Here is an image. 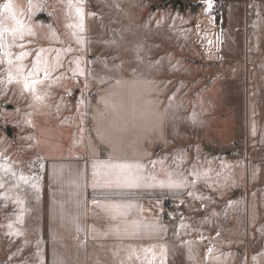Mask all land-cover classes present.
I'll return each instance as SVG.
<instances>
[{
	"label": "rangeland",
	"instance_id": "obj_1",
	"mask_svg": "<svg viewBox=\"0 0 264 264\" xmlns=\"http://www.w3.org/2000/svg\"><path fill=\"white\" fill-rule=\"evenodd\" d=\"M195 1L0 0V28L8 29L0 39V264L20 263L7 235L13 210L9 193L18 197L24 190L18 173L29 170L35 159L36 131L44 123L49 127L58 113L79 112L81 99L73 97L78 89L79 96L88 92L87 83L115 79L128 87L119 94L128 99L120 104L125 120L144 124L149 108L141 97L148 83L170 79L197 86L196 105L190 95L182 97L187 118L196 122L202 138L204 158L192 166L200 174L192 207L197 218L183 228L180 242H172L169 264H264V5L261 0H225L224 18L216 1L211 14L194 24L182 17L166 25L147 15L155 10L168 18L180 8H209L206 0ZM6 3L25 26L22 39L13 36L17 24L4 10ZM77 8L83 32L74 27ZM179 28L181 40L176 39ZM162 38L188 56L179 67L167 62L170 72L159 80L153 78L159 76L152 73L153 60H178V51L156 55L167 51ZM21 53L26 55L18 59ZM29 72L43 79L37 85L42 101L23 88Z\"/></svg>",
	"mask_w": 264,
	"mask_h": 264
},
{
	"label": "crops",
	"instance_id": "obj_2",
	"mask_svg": "<svg viewBox=\"0 0 264 264\" xmlns=\"http://www.w3.org/2000/svg\"><path fill=\"white\" fill-rule=\"evenodd\" d=\"M216 1L226 18V1L211 0V5ZM155 13L150 10L147 15L166 25L182 17L194 24L197 17L211 14V9L201 10V5L180 8L168 18L163 12ZM183 36L179 28L176 39ZM162 39L167 51L156 55L178 51V60H153L152 73L159 74L153 78L159 80L165 78L161 74L170 72L167 62L179 67L188 56L176 43L171 50L170 39ZM184 83H170L169 79L147 84V94L141 97L149 108L145 124L134 118L125 120L120 104L128 99L119 94L128 87L115 79L87 83L90 90L79 96L78 89L73 97L76 102L81 99L79 112L58 113L49 127L40 125L35 159L29 170L18 173L28 183L17 182L24 187L18 197L9 193L13 210L7 227L11 223L13 228L7 232L22 233L9 236L18 250L19 264H169L172 242H180L183 228L197 218L192 207L198 197L199 177L192 174L197 173L192 166L204 158L197 124L187 118V102L182 98L188 94L190 103L196 105L197 86ZM105 163L133 166L130 171L143 177L140 186H105V169L100 166ZM170 180H184L186 187L170 188ZM114 206H119V212ZM21 213L22 222L17 220Z\"/></svg>",
	"mask_w": 264,
	"mask_h": 264
},
{
	"label": "snow or ice",
	"instance_id": "obj_3",
	"mask_svg": "<svg viewBox=\"0 0 264 264\" xmlns=\"http://www.w3.org/2000/svg\"><path fill=\"white\" fill-rule=\"evenodd\" d=\"M208 7L211 8V0H206ZM31 7V4H30ZM5 11H8L9 13H11L12 15V19L16 20V15L15 13H12V5L10 3H6L3 6ZM76 14L77 17L79 19V23L76 24L74 27L78 28L80 32L84 31V25H83V17L81 15V9L77 8L76 9ZM16 24L17 27H14L11 31L13 33V36H17L19 35V37L22 39L24 36V32H25V26L24 24H22L19 20H16ZM8 31V29H4V28H0V39L3 38V33ZM29 34L31 33V29H27ZM73 35H76L75 33H73ZM78 42H82L78 39ZM71 49H67V51H70ZM26 55V53H21L20 57H18V59H22L23 56ZM39 56V53L37 54ZM9 63H11V61H9ZM39 63V60H37V64ZM35 75L34 72H29L27 77L23 78V88L27 91H30L34 97V99L36 101H42L43 97L37 94V85L38 84H42L43 83V79H33L32 77ZM44 76L47 77L48 76V71L45 68L44 69ZM13 80V77L11 75V73H9V82L11 83ZM101 167H103L105 169V180H106V184L105 186L111 187L113 186V184L116 187H139L140 186V181L143 179L142 176L138 175V174H134L132 173L130 170L133 166L131 165H127V164H110V163H105L100 165ZM94 169L97 167V165H93ZM139 167V166H136ZM194 176H198L200 175L199 173H196L195 171L192 173ZM15 175V173H13V176ZM206 175V174H205ZM97 176V173L94 171V177ZM19 179L21 181H23L24 183H28V179L21 175L19 177ZM192 183H195V180L192 181ZM3 185L0 184V187H2ZM36 185H33V187H35ZM96 184H93V187H95ZM148 187H151V184L146 185ZM163 186V185H161ZM168 187L170 188H182V187H186L185 181L184 180H170L168 185ZM189 196L192 195L191 192L188 193ZM19 202V201H18ZM22 203V202H19ZM94 203H96L94 201ZM114 210L116 212H119V206H114ZM17 220L22 222V213L20 216L17 217ZM8 228L12 229L13 225L11 223L8 224ZM7 235L9 236H13V235H22V233H20L19 231H10L7 233ZM209 252H211L212 250L209 249ZM255 259V257H254Z\"/></svg>",
	"mask_w": 264,
	"mask_h": 264
},
{
	"label": "water",
	"instance_id": "obj_4",
	"mask_svg": "<svg viewBox=\"0 0 264 264\" xmlns=\"http://www.w3.org/2000/svg\"><path fill=\"white\" fill-rule=\"evenodd\" d=\"M6 130H7V133L9 134L10 133V128L8 126L6 127Z\"/></svg>",
	"mask_w": 264,
	"mask_h": 264
},
{
	"label": "built area",
	"instance_id": "obj_5",
	"mask_svg": "<svg viewBox=\"0 0 264 264\" xmlns=\"http://www.w3.org/2000/svg\"><path fill=\"white\" fill-rule=\"evenodd\" d=\"M223 6H224V4H223V2L221 3V7L223 8Z\"/></svg>",
	"mask_w": 264,
	"mask_h": 264
},
{
	"label": "trees",
	"instance_id": "obj_6",
	"mask_svg": "<svg viewBox=\"0 0 264 264\" xmlns=\"http://www.w3.org/2000/svg\"><path fill=\"white\" fill-rule=\"evenodd\" d=\"M168 1H171V0H167V2H168ZM191 5H194V4H193V3H191ZM214 7H215V6H214Z\"/></svg>",
	"mask_w": 264,
	"mask_h": 264
}]
</instances>
